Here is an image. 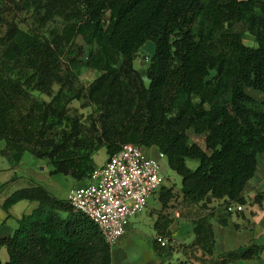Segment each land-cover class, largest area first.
I'll use <instances>...</instances> for the list:
<instances>
[{
  "label": "trees",
  "instance_id": "trees-1",
  "mask_svg": "<svg viewBox=\"0 0 264 264\" xmlns=\"http://www.w3.org/2000/svg\"><path fill=\"white\" fill-rule=\"evenodd\" d=\"M57 19L63 26L48 34ZM246 34L255 46L244 42ZM148 41L155 49L146 85L134 62ZM83 66L100 72L85 87L77 72ZM74 100L92 108L85 120ZM0 140L10 163L29 152L47 159L52 174L82 183L92 178L101 148L109 157L130 143L156 146L182 178L187 212L180 213L195 233L190 243L173 237L174 218L163 211L177 195L164 185L154 223L159 264L176 253L182 263L261 259L264 245L256 243L216 254L209 203L246 204V184L264 153V0L0 1ZM263 196L254 200L262 203ZM23 199L38 206L0 236V251L9 254L0 264H112V245L68 199L37 184L13 191L2 207L8 212Z\"/></svg>",
  "mask_w": 264,
  "mask_h": 264
},
{
  "label": "crops",
  "instance_id": "crops-1",
  "mask_svg": "<svg viewBox=\"0 0 264 264\" xmlns=\"http://www.w3.org/2000/svg\"><path fill=\"white\" fill-rule=\"evenodd\" d=\"M245 36L250 35L246 34ZM253 41L255 43L254 38ZM255 45L256 43L253 46ZM247 92L255 98L257 97L253 93H258V100L263 98L261 92L252 88H247ZM141 147L143 152L151 157L157 158L161 152L156 146ZM5 148L6 142L0 140V236L11 234L18 227L19 219L26 214H30L38 206L37 201L23 199L13 204L7 212L2 207L4 200L19 188L40 184L33 178L30 172H26L20 168L23 160L20 163L12 164L2 155V151ZM96 154L94 155V164L97 170L104 165L108 154L106 151V157L101 162H97ZM173 172L176 173L175 171ZM181 181L182 178L179 176L180 187ZM81 184L82 182L78 181V184L74 187ZM70 191L65 192L60 198L67 199ZM257 193H263L264 195V153H258L255 173L246 184L244 190V195L247 199L246 204L241 205L236 212L228 214L225 217L227 220L226 224L221 222V219L224 217L222 207L224 200L216 199L209 203V206L213 209V215L210 220L216 236V254L228 250L242 249L252 243L264 245V196L262 203H258L254 200ZM168 210L163 212H169L174 218L173 223L170 225L173 237L178 242H192L195 238L192 220L179 216L178 211L173 212V208L171 207ZM157 217L156 214L153 217L141 214L134 219L129 230L112 244V264H159V258L156 256L153 247V240L156 236L154 223ZM0 256L4 262L9 260L6 247L1 249ZM182 259L181 253H176L173 259L168 261V264H200L194 260L182 263ZM231 264H264V250L261 259L241 260Z\"/></svg>",
  "mask_w": 264,
  "mask_h": 264
},
{
  "label": "built area",
  "instance_id": "built-area-1",
  "mask_svg": "<svg viewBox=\"0 0 264 264\" xmlns=\"http://www.w3.org/2000/svg\"><path fill=\"white\" fill-rule=\"evenodd\" d=\"M159 157L145 154L142 147L126 144L95 170L91 179L71 189L68 200L76 211L90 217L111 245L124 235L150 199L166 185ZM241 204L223 202V214L236 212ZM163 245L168 239L159 238Z\"/></svg>",
  "mask_w": 264,
  "mask_h": 264
},
{
  "label": "rangeland",
  "instance_id": "rangeland-1",
  "mask_svg": "<svg viewBox=\"0 0 264 264\" xmlns=\"http://www.w3.org/2000/svg\"><path fill=\"white\" fill-rule=\"evenodd\" d=\"M0 1L9 2V0H0ZM21 26L23 28H27L25 23H21ZM62 26L63 24L60 21V19H57L56 21L51 22L47 27L48 34H50L51 31L60 29ZM244 42L250 46H253L255 44L253 41V38L250 36H245ZM89 49L90 47L86 46L87 52H89ZM154 49H155L154 43L152 41H148L141 48L139 56L134 62L136 68L141 72V75L146 85H149V82H150L147 76V64L150 60V56L154 52ZM86 59H87L86 57L83 58L84 62L86 61ZM77 72H78V76L80 79V84L83 85L84 87L88 86L89 83H91L97 76L100 75L99 71L90 69L86 66L81 67ZM58 88L59 86H55V90H58ZM34 93L36 94L38 98L42 100L49 101L51 99V97L39 91H34ZM253 94L256 95V97L259 99L258 93H253ZM72 106L75 108H78L79 111L84 114V118H83L84 120L86 116L92 111L91 107H82V102L78 100H74L72 102ZM190 135H191L192 140H196L202 145L204 144L202 140L195 137L192 130H190ZM105 157H106V150L105 148H102L99 152H97L96 160L97 162H101ZM198 164H199L198 159H188L189 167L196 168ZM161 165H162L163 173L166 177V186L174 187V190L177 195V199H174L170 206L171 208H173V212L178 211V214L180 216L181 215L180 212H182L181 210H184V212H187V209L186 207L182 205V197L181 195H179V190H180L179 175L177 173H174L173 170L169 167L167 159L161 160ZM20 168H22L26 172H30L33 178L38 183L45 186L52 193H54L57 197H60L65 192L70 191L72 187L78 184V181L70 175L52 174L51 173L52 166L48 163L47 159H38L29 152L25 153L23 161L20 165ZM21 183H25V182H21ZM161 211H162V204L159 200V194L156 193L150 199L147 209L144 210L139 215L144 214L147 217H151V216L153 217L156 214V217H157L159 212Z\"/></svg>",
  "mask_w": 264,
  "mask_h": 264
}]
</instances>
